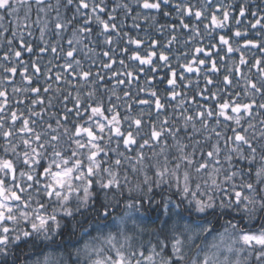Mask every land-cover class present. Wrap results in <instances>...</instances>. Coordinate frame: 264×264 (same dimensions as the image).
Wrapping results in <instances>:
<instances>
[{"label": "clouds", "instance_id": "clouds-1", "mask_svg": "<svg viewBox=\"0 0 264 264\" xmlns=\"http://www.w3.org/2000/svg\"><path fill=\"white\" fill-rule=\"evenodd\" d=\"M78 3L79 0H71L69 6L68 0H45L43 7L46 9L49 4L53 9L59 5L60 19L65 27L56 33L55 21L52 20L55 13L49 10V24L43 38L34 27L33 36L26 38V42H34L37 47L43 43L49 49L46 54L41 55L38 51L26 53L21 58L24 63L20 64L11 56L15 45L11 46V63L28 68L32 84L25 83L19 75L9 83L5 70L10 65L0 60V89L8 92V105L0 112V123L3 124L0 127V159L11 158L18 168L15 181L7 178V172L0 173V180H5V187L20 191L23 198L10 202L13 211L8 215L13 220L9 224V240L0 244V264H45L46 258L55 260V264H96L98 258L114 256L117 249L130 253L133 249L157 243L163 264H170L164 248L166 242L170 245L174 239L181 241L180 253L173 254V258L183 256L181 264H202L206 254L211 259L218 252H223V255L219 256L216 264H264L257 259L258 255L264 257V249L248 248L239 240L245 225L253 229L254 222L257 228L264 224V175L256 174L257 168H264V139L253 137L251 131L247 133L256 140L258 150L254 158H250L251 153L242 145L239 153H234L230 152V145L223 144L224 137L233 134L231 129L246 127L253 120L259 130L264 110H260V115L253 113L251 117L241 112L240 124L237 125V114L231 113L233 120L228 121L219 115L220 110L216 107L225 100L240 104L252 99L264 102V95L247 87L250 81H255L258 88H264V76L254 66L259 57L261 67H264V51L244 46L245 40L256 39L264 47V29L251 27L254 20L251 15H239L240 7H244L247 13L255 11L259 16L264 12V0H149L151 4L159 3V8H144V0H87L89 9L96 8V12H85L78 7ZM97 5L103 6L105 11L100 12ZM37 7L33 4V8ZM187 7H191V15L186 13ZM197 9L202 13L199 19L195 16ZM225 11L229 13L228 20L224 19ZM213 12L217 14L216 26L211 24ZM105 20L109 24L108 31L103 28ZM113 24L115 28L111 27ZM185 24L188 27H184ZM237 31L240 35L235 34ZM221 35L228 41L227 44L221 42ZM68 40H71V45ZM136 40L141 43L135 44ZM153 41L157 43L153 45ZM3 42L4 38L0 35V45ZM53 46L57 48L55 54L50 50ZM70 48L75 50L71 58L66 55ZM197 48L201 49L199 54ZM204 49H209L211 56L204 55ZM152 52L155 56L150 55ZM161 53L167 58L161 60ZM241 53L247 61L242 66ZM140 57L144 58L143 62ZM213 58L219 71L211 70ZM193 59L195 63L190 64ZM202 59L205 61L203 65L200 64ZM32 63L41 66L39 73L32 70ZM64 64H71V69L65 71ZM184 65L199 68V72L186 71ZM238 67L241 68L239 73L236 71ZM173 70L176 79L169 84ZM85 71L90 75L81 79ZM72 72H75V77ZM57 73L60 80L56 79ZM225 76L231 78V83L224 80ZM209 78L211 83H208ZM36 86L40 91L33 93L32 88ZM170 93L176 95L173 97ZM40 97L44 98L43 104L39 103ZM157 97L162 105L159 109L156 107ZM18 100L21 103L18 104ZM92 107L103 108L104 112L93 113ZM14 109L30 119L34 130L31 136L18 131L22 127L20 122L10 123V113ZM40 111H43V116L34 115ZM201 111L204 112L202 118L197 115ZM64 115H67V120L63 119ZM189 116L191 120H188ZM165 118L166 125L163 123ZM136 120L141 121L139 126ZM109 121L112 123L109 124ZM205 121H208L206 127ZM50 123L58 129L55 134L59 139L53 147L41 149L40 160L44 165L67 157L69 161L79 159L86 166L88 155L96 150L91 144H96L103 150V159L107 161L106 167L110 172L116 171L111 156L121 158L118 177L121 186L105 187L106 181L112 177L105 175L101 168L94 176L95 188L87 193V198L82 191L88 179L86 171L81 181L73 183L70 195L65 187L60 198H47L46 189L39 187L37 182L48 183V176L40 175L42 164L33 159L32 149L36 146L37 132L41 134L42 144L51 143L53 133L48 128ZM101 124L103 129H100ZM76 125L90 127L96 138L89 141L84 133L76 136ZM153 125L157 129L171 128L176 133L175 139L184 140L189 148L206 151L212 143L220 141L222 171L219 185L212 186L206 174L195 172L193 166L190 172L200 189L195 197L190 193L185 195L183 186L178 187L170 173L156 177L148 170L151 161L145 162L147 183L142 177L133 178L130 172L125 182L126 157H135L145 139L153 144L152 149H143L145 157L152 156L153 151L158 153L163 146V140L160 144L151 141ZM113 127L120 128L124 135L131 132L136 138L137 144L132 152L124 147L121 136L113 134ZM9 128L12 135L4 139L3 133ZM177 129L180 131L176 132ZM213 129L219 130L221 136H212L206 142L205 133H211ZM25 139L31 140L32 144L25 147ZM163 139L169 141V148L174 143L168 133ZM77 141L85 147L80 148ZM56 151L64 155L53 157ZM25 154L31 166L24 163ZM229 154L232 156L230 162L225 159ZM229 173L234 175L225 185L224 177ZM27 175L34 179L29 181ZM17 184L22 191L16 187ZM248 184L252 185L251 189L247 188ZM225 186L229 192L233 187L240 188L248 199L237 203L224 197L221 189ZM25 200L28 201L27 210H24ZM197 200L201 201L200 205H197ZM40 203L44 205L42 214L50 218L42 228L32 214ZM101 205L106 206L111 215L105 213ZM53 217L55 219H51ZM32 223H37L35 230L30 227ZM2 227L4 225L0 224ZM109 236L112 237L111 242L108 241ZM221 237L224 244L220 243ZM214 244L219 247H213ZM225 245H230L231 250H226Z\"/></svg>", "mask_w": 264, "mask_h": 264}, {"label": "snow or ice", "instance_id": "snow-or-ice-1", "mask_svg": "<svg viewBox=\"0 0 264 264\" xmlns=\"http://www.w3.org/2000/svg\"><path fill=\"white\" fill-rule=\"evenodd\" d=\"M71 0H68L69 6H70ZM33 4L38 5L39 7L33 8ZM45 4V0H0V10H4L3 12H0V35L3 36L4 42L2 45H0V60L4 61L5 63L9 64L10 66L6 68V76L8 79V82L11 83L12 80L15 79L16 76H22L25 83L32 84L33 80L30 75H28V68L25 67H17L16 65H13L11 63L10 59V51L11 46L15 45V51L11 53V56L15 58V60L23 64L24 61L21 59L27 54H31L33 52L38 51L41 55L46 54L49 49L43 45L40 47H37L35 43H28L26 42V38H31L33 36L32 28H36L37 31L40 33L41 38L45 35L47 26L49 24L48 14L49 10L53 11L55 14L52 17V20L55 21L54 23V29L56 33L58 34L60 31H62L65 27L64 23L61 22L60 14H59V5L55 9L52 8V5L49 4L47 9L43 7ZM159 3L157 4H151L149 3V0H144L143 7L144 8H159ZM78 7L87 11H93L96 12L97 9H89V5L87 3V0H79ZM97 8L100 12H104L105 9L103 6L97 5ZM186 13L188 15L192 14L191 7H187L185 9ZM217 11H219V5H217ZM246 14L251 15L254 17V20L251 22V27L253 29L256 28H262L264 29V12H261L259 16L256 15L255 11H252L250 13L246 12V9L244 7H240L239 9V15L241 17H244ZM202 13L199 9L196 10L195 16L197 19L201 17ZM109 19H111V15L109 14ZM224 19H229V13L227 11L224 12ZM43 21V23H42ZM211 24L212 26H216L218 24L217 14L216 12H213L211 17ZM112 28H115V25L113 24L111 26ZM184 27H188L187 24L184 25ZM103 28L105 31L109 30V24L107 20L103 22ZM91 30V29H89ZM236 35H240V32L237 31L235 33ZM19 37V38H17ZM221 42L227 44L228 41L225 39L223 35L219 37ZM111 42V38L109 37V43ZM67 43L71 45V40H68ZM135 44L139 45L141 41L136 40L134 41ZM153 45L157 43V41L152 42ZM245 47H254V48H260L261 51H264V47H261L259 40L251 39V40H245L244 41ZM4 48H7L8 50L5 51ZM51 52L55 54L57 52V48L53 46L51 49ZM228 51L231 52V46L228 45ZM196 52L199 54L201 52L200 48L196 49ZM204 55L211 56V51L209 49L203 50ZM105 55H108L107 52L104 53ZM67 57L71 58L75 55L74 49H69L66 52ZM151 56H155V53H150ZM240 65H244L247 63V61L243 57V53L240 54ZM134 56H138V54H134ZM167 57L161 53L160 59L164 60ZM141 62L144 61L143 57H140ZM115 61H112L114 63ZM195 60L193 59L190 61V64H194ZM205 61L202 59L200 61V64L203 65ZM109 65H105V67H108ZM258 72L261 73L262 76H264V67H261V58L257 57L255 60V65ZM32 70L36 73H39L41 71V66L37 63H32L31 65ZM65 71L71 69V64H64L62 65ZM186 71H195L199 72V68H192L190 65H184L183 66ZM211 70L213 71H219L216 65L215 58L211 61ZM237 73L241 71V68L238 67L236 69ZM73 77H75V72L71 73ZM90 75L89 72L85 71L81 74V79H86ZM49 77L51 78V73H49ZM56 79L60 80V74H56ZM176 79V73L175 70L171 73V79H169V84L175 82ZM224 80L227 83H231V78L229 76H225ZM211 78H209L208 83H211ZM123 83V81H121ZM247 87H250L251 89H254L256 92H260L261 95H264V88H258L256 86L255 81H250L247 85ZM16 91H19V89H15ZM40 91L39 86L33 87L32 92L38 93ZM45 92L48 90L45 88ZM170 96H175V93H170ZM142 103H147V101H141ZM17 103H21V101H17ZM36 101H33V104H35ZM39 103H44V98L40 97ZM8 105V92L6 89H0V112H3L4 109ZM76 106L79 107V102L76 103ZM156 107L159 109L162 107L159 98H156ZM216 107L220 110L219 115L222 116L225 120L232 121L233 116L231 113L237 114V118L235 120V123L237 125L240 124L239 114L241 112L244 113L245 116L251 117L253 113H256L257 115H260V110H264V102L258 103L255 99H252L246 103L240 104V103H230L228 100H225L223 103H220L216 105ZM69 112L72 111V109H68ZM91 111L93 113L100 111L101 113L104 112L103 108L97 109L96 107H92ZM209 116L212 115L211 109H209ZM34 115H40L43 116V111H40L38 113H34ZM197 115L199 117L204 116V112H198ZM118 117V113H117ZM117 117H113V119H116ZM67 115L63 116L64 120H67ZM105 118H107L105 116ZM188 120H191V116L188 117ZM17 122H20L22 124V127L18 129V131L21 134L27 133V135L31 136L33 133V128L30 123V119L28 117H24L22 114H18L17 111L14 109L10 113V123L16 124ZM112 121H109V124H111ZM136 125L139 126L141 121L136 120ZM165 125L167 124V118H165L164 122ZM208 121H205V127L207 126ZM260 129L257 130L256 122L253 120L249 122V124L246 127L242 128H233L231 129L232 135H228L224 137L223 144L225 146L230 145V152L239 153V150L241 148V145L247 149L251 153L250 158H254L255 154L257 152L256 147V140L251 139L247 133L251 131L252 136L256 137L257 139H264V117L260 120ZM0 127H3V124L0 123ZM104 125H100V129H103ZM185 127H187V124H185ZM49 130L53 133L50 137V144H42L41 143V134L36 133L35 134V144L36 146L32 149L33 153V159L37 162L42 164V167L40 169V175L41 176H48V183L46 184H39V187H42L46 189L45 196L47 198H52L55 196L56 198H60L62 195H64L63 190L65 187L69 189V195L71 194V188L75 181H81L82 178L85 176V171L87 174V182L86 187L83 188V193L85 195V198H87V193L90 190H94L95 188V181L94 176L96 172H99L101 168H103L105 175H110L112 179H108L105 183V187L107 188H119L120 181H119V171L121 168V158L116 157L114 155L111 156L112 164L115 165L116 171L110 172L107 165V161L103 159L104 152L102 149L99 148L96 144H91V147L93 149H96L87 157L88 164L86 166L83 165V162L79 159H74L73 161H69L67 157H65L62 161L56 162V163H48L46 165L43 164V161L40 160V152L41 149L45 148H51L54 146L55 142L59 139V136L55 133L58 131V129L53 128L52 123L48 125ZM180 129H177L176 132H179ZM113 134L121 136L123 140L124 147L129 151H133V146L137 144L136 138L132 135L131 132H128L127 135H124L122 130L118 127L112 128ZM82 133L86 134L89 138V141L94 140L96 138V133L90 128H81L80 125H76L75 127V134L76 136H80ZM165 133H168L171 138H173L174 143L169 148L168 144L169 141L167 139H163L165 136ZM12 135V130L9 128L7 131L3 133V138L7 139ZM176 133L173 132L171 128L162 127L160 129H157L154 125L151 131V141L155 142L156 144H160L163 140V146L160 147L159 152H152V156L145 157L144 155V148H153V144L150 143L148 139H145L142 144L139 145L140 150L136 152L135 157H126L127 167L125 168L124 172V180L125 182L129 179V172L132 174L133 178H140L142 177L147 183L148 175L147 170L145 168V162L151 161L150 164H148V170H151L153 174L156 177H163L166 174H171L176 182L177 186L180 187L183 186V192L185 195H188L189 193L195 197L197 195V192L200 189V185L196 183L195 178L191 175L190 170L193 169L197 173H204L206 174L207 181L211 182L212 186H218L221 180L220 173L222 171L221 168V152L222 148L220 146L221 142L217 141L215 143H212L207 150L197 149V147L189 148V144L181 139H175ZM212 136L220 137L221 132L217 129H213L211 133H205V141L211 140ZM25 147L32 144V141L29 139H25L23 141ZM80 148H84L85 146L83 144H79V141L76 142ZM197 145H199V140L196 141ZM169 153H174L175 155L170 156ZM64 154L62 152L56 151L53 152V157H60ZM73 157H75V153H72ZM98 157L100 159H98ZM153 157L155 159L153 160ZM226 161L230 162L232 160V156L229 154L226 156ZM24 163L26 165L31 166V161L29 160L27 154L24 156ZM171 166V167H170ZM183 167V172L181 173V168ZM77 169H80L79 172H77ZM95 169V171H94ZM7 172L8 177L11 178L13 181H15L16 173L18 172V168L16 164L13 162L11 158L7 159H0V173ZM257 176L264 175V168H257L256 169ZM234 173H229L224 177L225 185L227 184L228 179H231ZM6 178V179H7ZM27 179L29 181L33 180L34 178L31 175H27ZM17 188H21L19 184L16 185ZM195 188L196 190L193 191L192 189ZM248 189L252 188L251 184L247 185ZM22 191V188H21ZM78 192H80V189H77ZM222 195L224 197H227L230 200H235L237 203H240L242 199H248V197L245 195L244 191H242L238 187H233L232 192L228 191L227 186L221 189ZM22 198L20 191L12 190V188L5 187V180H0V224L4 225V227L0 228V244H4L9 240V234L11 232V228L9 227L10 222L13 220V217L8 215V213H11L13 211L12 205L10 202L12 201H20ZM65 199H67V196H65ZM197 205L201 204L200 200L196 201ZM44 205L43 203H40L38 207H36L32 214L35 216V220L38 222L39 226L42 228L46 226L50 218L42 214V209ZM101 208L104 209L105 213L108 215H111V213L107 212V208L104 205H101ZM28 209V201H24V210ZM24 215V212L21 213ZM51 219H55L54 217ZM25 220H27V216H25ZM32 229L37 228V223H32L30 225ZM254 229V230H253ZM253 229H248L247 225L244 226V230L239 235V240L248 248H253L254 250H260L264 249V231L261 229H264V224H261L259 228L256 227V222L253 224ZM108 241H112V237H108ZM221 244H224V238L221 237L220 240ZM181 241L179 239H174L171 241V244L168 245L167 242L165 243L164 248V254L167 256L168 260L170 261V264H181V260L183 259L182 255H176L175 258H173L174 253H180ZM113 247H115L113 245ZM213 247L218 248L219 245H213ZM226 250H231L230 245H225ZM160 245L159 243L153 244L150 247L144 246L137 249H133L130 253H125L123 251H120L119 249L116 250L115 255L108 256L105 258H98L96 260V264H163V258L160 257ZM223 255V252H218L216 256L213 258H209V256L206 254L202 258V264H216V260L219 259V256ZM159 258V261H158ZM258 260L264 261V257L257 256ZM45 264H55V260H48L46 258Z\"/></svg>", "mask_w": 264, "mask_h": 264}]
</instances>
